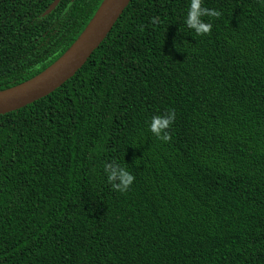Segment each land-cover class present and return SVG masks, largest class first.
I'll return each mask as SVG.
<instances>
[{
    "label": "trees",
    "instance_id": "16d2710c",
    "mask_svg": "<svg viewBox=\"0 0 264 264\" xmlns=\"http://www.w3.org/2000/svg\"><path fill=\"white\" fill-rule=\"evenodd\" d=\"M100 1L0 0V89ZM188 4L129 0L71 77L0 114V264H264V3L202 0L221 15L199 35ZM170 109L165 142L147 125Z\"/></svg>",
    "mask_w": 264,
    "mask_h": 264
},
{
    "label": "water",
    "instance_id": "95a60500",
    "mask_svg": "<svg viewBox=\"0 0 264 264\" xmlns=\"http://www.w3.org/2000/svg\"><path fill=\"white\" fill-rule=\"evenodd\" d=\"M128 1L101 0L84 28L57 59L34 76L0 89V114L45 96L71 77L102 41Z\"/></svg>",
    "mask_w": 264,
    "mask_h": 264
},
{
    "label": "clouds",
    "instance_id": "9594fccd",
    "mask_svg": "<svg viewBox=\"0 0 264 264\" xmlns=\"http://www.w3.org/2000/svg\"><path fill=\"white\" fill-rule=\"evenodd\" d=\"M264 3V0H261ZM202 0H189L184 19L185 26L192 29L197 35L207 33L211 28V23L204 22L201 17H218L221 13L216 9L202 7ZM175 119V111L168 110L164 114L153 115L147 125L150 131L158 140L168 141L170 139L166 129L170 127ZM107 181L111 184L113 190L124 192L132 183L134 177L121 165L111 161L103 166ZM118 179L119 183H112L113 179Z\"/></svg>",
    "mask_w": 264,
    "mask_h": 264
}]
</instances>
